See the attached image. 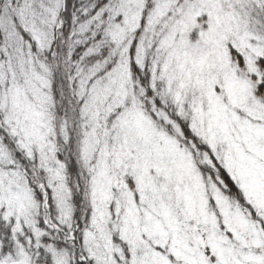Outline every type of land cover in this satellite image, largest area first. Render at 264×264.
<instances>
[{
    "label": "snow or ice",
    "instance_id": "6c2138e0",
    "mask_svg": "<svg viewBox=\"0 0 264 264\" xmlns=\"http://www.w3.org/2000/svg\"><path fill=\"white\" fill-rule=\"evenodd\" d=\"M0 264H264V0H0Z\"/></svg>",
    "mask_w": 264,
    "mask_h": 264
}]
</instances>
